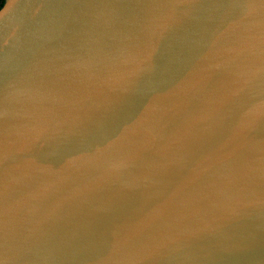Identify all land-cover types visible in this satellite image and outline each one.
I'll return each instance as SVG.
<instances>
[{"label": "water", "instance_id": "1", "mask_svg": "<svg viewBox=\"0 0 264 264\" xmlns=\"http://www.w3.org/2000/svg\"><path fill=\"white\" fill-rule=\"evenodd\" d=\"M0 264H264V0H3Z\"/></svg>", "mask_w": 264, "mask_h": 264}, {"label": "trees", "instance_id": "2", "mask_svg": "<svg viewBox=\"0 0 264 264\" xmlns=\"http://www.w3.org/2000/svg\"><path fill=\"white\" fill-rule=\"evenodd\" d=\"M2 1H3V0H0V6H1V4H2Z\"/></svg>", "mask_w": 264, "mask_h": 264}]
</instances>
